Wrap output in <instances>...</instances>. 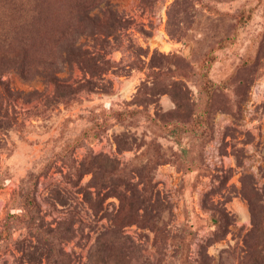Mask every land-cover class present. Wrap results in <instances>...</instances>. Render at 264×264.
Wrapping results in <instances>:
<instances>
[{"label":"rangeland","instance_id":"1","mask_svg":"<svg viewBox=\"0 0 264 264\" xmlns=\"http://www.w3.org/2000/svg\"><path fill=\"white\" fill-rule=\"evenodd\" d=\"M0 264H264V0H0Z\"/></svg>","mask_w":264,"mask_h":264}]
</instances>
